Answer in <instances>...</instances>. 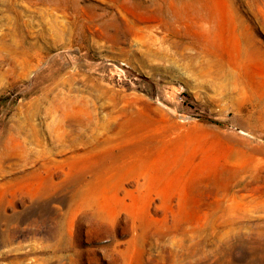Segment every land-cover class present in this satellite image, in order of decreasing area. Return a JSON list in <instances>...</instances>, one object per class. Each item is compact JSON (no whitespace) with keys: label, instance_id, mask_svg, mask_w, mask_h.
I'll return each mask as SVG.
<instances>
[{"label":"rangeland","instance_id":"obj_1","mask_svg":"<svg viewBox=\"0 0 264 264\" xmlns=\"http://www.w3.org/2000/svg\"><path fill=\"white\" fill-rule=\"evenodd\" d=\"M0 264H264V0H0Z\"/></svg>","mask_w":264,"mask_h":264}]
</instances>
